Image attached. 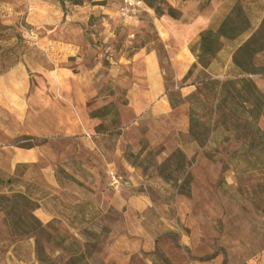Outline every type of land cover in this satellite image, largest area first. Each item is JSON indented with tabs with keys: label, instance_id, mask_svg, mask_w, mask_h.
Masks as SVG:
<instances>
[{
	"label": "rangeland",
	"instance_id": "obj_1",
	"mask_svg": "<svg viewBox=\"0 0 264 264\" xmlns=\"http://www.w3.org/2000/svg\"><path fill=\"white\" fill-rule=\"evenodd\" d=\"M140 1L0 0V148L22 153L0 171V264H264V0ZM237 8L247 34L200 55ZM151 58L184 126L149 104Z\"/></svg>",
	"mask_w": 264,
	"mask_h": 264
},
{
	"label": "crops",
	"instance_id": "obj_2",
	"mask_svg": "<svg viewBox=\"0 0 264 264\" xmlns=\"http://www.w3.org/2000/svg\"><path fill=\"white\" fill-rule=\"evenodd\" d=\"M155 61L153 58L149 59V67L147 70V74L149 77V90H148V97H149V104L153 103L154 106H160L161 110L165 111L167 114L174 117L173 122L168 125L167 129H176L177 125L181 124V122H185L188 117V107L187 104L183 101L181 103H178L175 107H171L168 97L166 96V89L163 81V77L161 75L156 74V68H155ZM223 65V71L221 73H217V77L222 76V74H225V71L229 69L232 65V58L229 57L225 64ZM221 65V66H222ZM252 82L257 86V88L260 90L262 94H264V77L262 76H249ZM262 82V83H260ZM170 112V113H169ZM162 119H165L164 117ZM180 121V122H179ZM184 126V123L181 124V126ZM152 127V126H151ZM162 126H156L154 128H151L152 132L155 134H162L164 130H162ZM183 130H185V127H183ZM165 133V132H164ZM65 136V133H61ZM21 150L15 148V147H4L0 148V171L5 170L4 165L7 163H15L19 162L21 160ZM36 172V169L34 166L29 165V168L25 171V175L21 181L26 184L28 181H33L32 175ZM37 186L42 189L44 192H52L50 186H46L42 183H35ZM61 191H67L74 194L75 197H77L76 202H80L81 204H84V206H90L91 208L93 205L97 204V201L95 199V193L91 186H88L86 183H77V182H64L63 186L60 187ZM16 193H22L27 195V191L25 189H19L15 191ZM29 194V193H28ZM41 204V202H39ZM103 215H99L96 218L89 217L85 214L84 221H85V228L88 230H96V225H94L97 222H102ZM100 254L98 252H95L94 250H89V257L88 262L89 264H94V260L97 259V256ZM103 258V257H101ZM104 261V260H103ZM97 264V263H96ZM103 264H107L105 261Z\"/></svg>",
	"mask_w": 264,
	"mask_h": 264
},
{
	"label": "trees",
	"instance_id": "obj_3",
	"mask_svg": "<svg viewBox=\"0 0 264 264\" xmlns=\"http://www.w3.org/2000/svg\"><path fill=\"white\" fill-rule=\"evenodd\" d=\"M167 13L170 16H175L172 9H168ZM236 16L239 20V24H234L233 20L230 17H224L221 19L217 24L214 22L210 24L207 29L201 34L200 36V55H215V46L220 38H225L229 41H235L239 40L242 36L247 34V32L250 30L248 28V21L245 17L242 16L241 9H236ZM201 66L203 69H206V64L201 63ZM241 73H231L229 74L230 77L236 78L237 76H240ZM247 83L250 85V87L257 93L256 87L254 84L247 80ZM169 103L171 107H175L178 103H172L170 97L167 95ZM181 103V102H180ZM3 181H0V185H3ZM20 198H26L24 194L18 193ZM84 205V204H83ZM97 215L93 216L92 218H95Z\"/></svg>",
	"mask_w": 264,
	"mask_h": 264
},
{
	"label": "built area",
	"instance_id": "obj_4",
	"mask_svg": "<svg viewBox=\"0 0 264 264\" xmlns=\"http://www.w3.org/2000/svg\"><path fill=\"white\" fill-rule=\"evenodd\" d=\"M118 4V9L123 16H130L136 13L142 6V2L140 0H114ZM112 182H116V178L111 173Z\"/></svg>",
	"mask_w": 264,
	"mask_h": 264
}]
</instances>
